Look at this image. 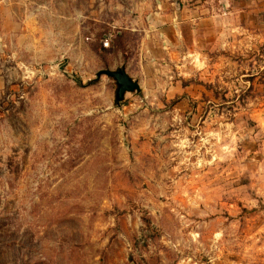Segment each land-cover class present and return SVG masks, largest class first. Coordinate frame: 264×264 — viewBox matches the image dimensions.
<instances>
[{
  "label": "rangeland",
  "instance_id": "1",
  "mask_svg": "<svg viewBox=\"0 0 264 264\" xmlns=\"http://www.w3.org/2000/svg\"><path fill=\"white\" fill-rule=\"evenodd\" d=\"M72 7L0 0V264H264V42L155 72Z\"/></svg>",
  "mask_w": 264,
  "mask_h": 264
},
{
  "label": "crops",
  "instance_id": "2",
  "mask_svg": "<svg viewBox=\"0 0 264 264\" xmlns=\"http://www.w3.org/2000/svg\"><path fill=\"white\" fill-rule=\"evenodd\" d=\"M66 2L73 5L74 10H82L81 17L95 21L107 15V10L115 11L117 16L111 26L117 25L126 34L136 37V45L131 47L127 43L126 47L133 52V58L138 57L140 63L153 67L155 72L170 67V62L184 66L192 51L196 53L208 43L214 47L218 44H228L229 48L237 46L245 53L254 42H264V0Z\"/></svg>",
  "mask_w": 264,
  "mask_h": 264
},
{
  "label": "water",
  "instance_id": "3",
  "mask_svg": "<svg viewBox=\"0 0 264 264\" xmlns=\"http://www.w3.org/2000/svg\"><path fill=\"white\" fill-rule=\"evenodd\" d=\"M101 75H106L115 81L117 86L115 92L117 104H119L127 92H134L140 89L138 80L128 75L124 67H119L116 70L102 69L97 72L96 76L99 78Z\"/></svg>",
  "mask_w": 264,
  "mask_h": 264
},
{
  "label": "built area",
  "instance_id": "4",
  "mask_svg": "<svg viewBox=\"0 0 264 264\" xmlns=\"http://www.w3.org/2000/svg\"><path fill=\"white\" fill-rule=\"evenodd\" d=\"M115 36V33L113 32H107L104 33L103 36L100 39V42L102 44L103 47H108L112 38Z\"/></svg>",
  "mask_w": 264,
  "mask_h": 264
}]
</instances>
